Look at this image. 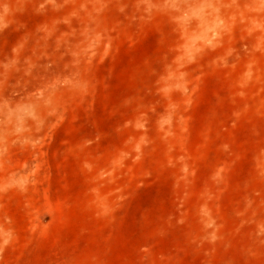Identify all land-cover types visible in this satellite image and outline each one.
I'll use <instances>...</instances> for the list:
<instances>
[{
    "label": "rangeland",
    "instance_id": "1",
    "mask_svg": "<svg viewBox=\"0 0 264 264\" xmlns=\"http://www.w3.org/2000/svg\"><path fill=\"white\" fill-rule=\"evenodd\" d=\"M0 264H264V0H0Z\"/></svg>",
    "mask_w": 264,
    "mask_h": 264
}]
</instances>
